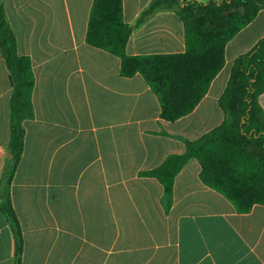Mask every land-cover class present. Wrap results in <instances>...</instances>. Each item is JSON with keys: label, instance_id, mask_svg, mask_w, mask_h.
Listing matches in <instances>:
<instances>
[{"label": "crops", "instance_id": "crops-1", "mask_svg": "<svg viewBox=\"0 0 264 264\" xmlns=\"http://www.w3.org/2000/svg\"><path fill=\"white\" fill-rule=\"evenodd\" d=\"M205 1V0H200ZM150 0H122L133 25ZM92 0H0L16 51L31 60L34 116L22 122L23 152L10 184L23 237L21 264H264V205L239 213L199 179L191 158L173 180L165 212L162 186L142 176L180 138L220 124L218 98L235 58L264 36V8L224 46V63L187 114L160 117L141 74H119V58L85 42ZM171 10L133 27L128 55L184 51ZM11 86L0 54V176L9 140ZM264 111V92L258 96ZM14 239L0 212V264H12Z\"/></svg>", "mask_w": 264, "mask_h": 264}, {"label": "trees", "instance_id": "trees-1", "mask_svg": "<svg viewBox=\"0 0 264 264\" xmlns=\"http://www.w3.org/2000/svg\"><path fill=\"white\" fill-rule=\"evenodd\" d=\"M264 8V0H150L133 25L123 20L122 0H92L85 42L119 58V74L139 73L157 96L160 117L175 120L189 113L206 93L224 63V46ZM173 11L183 25L184 51L171 54L128 55L125 46L133 27L152 14ZM0 54L10 86L9 140L0 176V212L14 239L12 264H21L22 230L12 207L10 184L23 152V120L34 116L31 60L16 51L15 35L0 4ZM264 92V36L237 56L218 98L220 124L196 139L180 138L185 149L154 168L140 171L162 186L161 203L172 204L173 180L191 158L203 184L222 194L239 213L264 205V111L258 96Z\"/></svg>", "mask_w": 264, "mask_h": 264}]
</instances>
